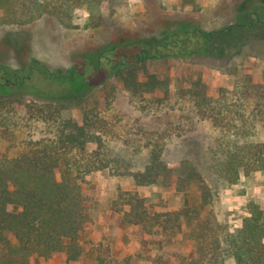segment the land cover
Listing matches in <instances>:
<instances>
[{
  "label": "rangeland",
  "instance_id": "374dc122",
  "mask_svg": "<svg viewBox=\"0 0 264 264\" xmlns=\"http://www.w3.org/2000/svg\"><path fill=\"white\" fill-rule=\"evenodd\" d=\"M262 8L264 0H106L96 23L89 21L90 13L84 9L70 26L47 15L24 26L0 27V65L21 69L37 59L68 71L83 65L85 53L123 37L161 36L188 23L216 30ZM241 35L247 36L249 44L230 61L151 62V71L162 84L156 93L141 99L131 98L117 77L106 78V70L90 68L63 110L64 119L82 122L87 113L93 117L103 152L110 158L108 168L85 179L91 193L88 223L81 235L85 253L74 262L59 253L49 259L36 258L34 264H155L159 258L193 255L191 227L175 232L160 228L149 234L138 226L124 225L113 205L121 191H138L153 213L196 208L216 236L241 226L250 201L264 204V173L242 175L231 185L213 169L222 152L264 143V26ZM58 85L36 77L24 87L40 96L9 95L56 104L48 97L54 89L59 90L58 96L67 95ZM45 131L40 123L26 133V139L21 134L1 137L0 154H30L34 147L28 138ZM97 148L95 141L88 145L89 152ZM154 151H161L163 161L173 168L184 159L193 162L204 186L194 183L183 192L161 184L138 186L136 176L145 174ZM227 264L236 263L229 259Z\"/></svg>",
  "mask_w": 264,
  "mask_h": 264
},
{
  "label": "trees",
  "instance_id": "16d2710c",
  "mask_svg": "<svg viewBox=\"0 0 264 264\" xmlns=\"http://www.w3.org/2000/svg\"><path fill=\"white\" fill-rule=\"evenodd\" d=\"M105 1L0 0V27L24 26L47 15L70 26L77 12L84 9L90 13L89 21L96 23ZM258 25L264 26V8L245 12L235 23L216 30L188 23L161 36L123 37L85 53L83 65L68 71L37 59L21 69L0 65V138L21 134L26 139V133L36 125L42 123L46 128L43 134L28 138L34 147L30 154H0V264H34L36 258L49 259L59 253H66L68 260L74 262L85 253L81 235L88 223L87 203L91 199L85 179L94 171L108 168L110 158L103 152L104 144L93 117L87 113L82 122L64 119L63 110L90 68L106 70V78L117 77L131 98L141 99L156 93L162 84L152 73L151 62L230 61L249 44L241 33L253 31ZM36 77L59 83L58 88L62 86L67 95L58 96L59 90L54 89L48 97L56 104L39 102L27 95H9L27 92L40 96L24 87ZM93 141L98 148L89 152L88 145ZM150 161L145 174L136 176L138 186L161 184L181 192L194 183L204 186L201 171L190 160L184 159L173 168L163 161L161 151H154ZM213 169L231 185L238 183L242 175L264 173V143L222 152ZM113 205L122 214L124 225L138 226L149 234L160 228L173 232L192 228L188 235L195 244L193 255L159 258L155 264H227L229 259L236 264H264L261 202L250 201L241 226L222 236L210 233L212 230L202 222L196 208L153 213L138 191H121Z\"/></svg>",
  "mask_w": 264,
  "mask_h": 264
}]
</instances>
